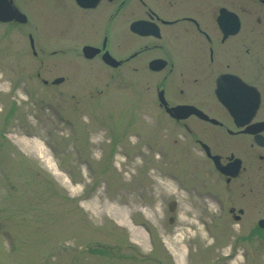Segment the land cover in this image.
<instances>
[{
    "label": "rangeland",
    "instance_id": "rangeland-1",
    "mask_svg": "<svg viewBox=\"0 0 264 264\" xmlns=\"http://www.w3.org/2000/svg\"><path fill=\"white\" fill-rule=\"evenodd\" d=\"M16 1L28 23L0 22V264H180L168 242L181 231L185 264H264V188L236 221L245 201L159 108L155 76L83 60L74 0Z\"/></svg>",
    "mask_w": 264,
    "mask_h": 264
},
{
    "label": "flooded vegetation",
    "instance_id": "flooded-vegetation-1",
    "mask_svg": "<svg viewBox=\"0 0 264 264\" xmlns=\"http://www.w3.org/2000/svg\"><path fill=\"white\" fill-rule=\"evenodd\" d=\"M76 6L78 24L88 32L81 35L91 38L81 44L83 60L98 58L108 75L155 76L159 108L186 127L214 164L226 198L239 203L257 186L264 188V0H100L94 7ZM87 44L100 51L86 57ZM106 51L117 64L104 62ZM160 92L169 106L187 105V116L167 112ZM208 152L235 174L219 171ZM248 203L230 205V214L241 221Z\"/></svg>",
    "mask_w": 264,
    "mask_h": 264
},
{
    "label": "water",
    "instance_id": "water-1",
    "mask_svg": "<svg viewBox=\"0 0 264 264\" xmlns=\"http://www.w3.org/2000/svg\"><path fill=\"white\" fill-rule=\"evenodd\" d=\"M77 1L84 6H95L99 0H77ZM0 20L1 21L17 20L20 22H25L27 20V16L19 10V8L15 5L13 0H0ZM92 49H96V48L89 46V45L84 47V51L87 54H89L90 56H93L94 54H96V52L99 51V49H96V51L89 53V51H91ZM103 57L107 61L110 60V55L108 53H105L103 55ZM61 80H63V78L59 77V78L55 79L54 82L58 83ZM168 110L171 113H173V111H175L176 112L175 114L178 117L187 115L186 106H177V107H173V108L168 107ZM218 166L221 170H223V171L226 170L224 167H220L219 164H218ZM225 172H227V171H225ZM175 207H176V202L175 201L170 202V209L174 210ZM260 225L264 226V219L260 220Z\"/></svg>",
    "mask_w": 264,
    "mask_h": 264
},
{
    "label": "bare ground",
    "instance_id": "bare-ground-1",
    "mask_svg": "<svg viewBox=\"0 0 264 264\" xmlns=\"http://www.w3.org/2000/svg\"><path fill=\"white\" fill-rule=\"evenodd\" d=\"M24 140V143H26V146L29 147L30 149L34 150L37 154H39V156H41L44 161L47 163V165L51 168V170L54 171L55 174H58V175H62V172L58 169V165L53 163L52 159L50 158V155H49V151H48V148L46 147V145L44 144V142H42L41 140H39L38 138H29V139H23ZM96 142V141H94ZM134 140L132 139V144H134ZM121 156V153L120 151L117 153L116 155V159L118 161L121 160L120 158ZM122 160H127V159H123ZM132 164L133 165H136L137 164V161L135 160H132ZM226 171L230 172V170L225 167ZM170 177H168V180L167 181H160V183H167V184H174V182L169 179ZM155 179V177H154ZM132 225V224H131ZM136 230H138L136 228ZM183 237H184V232L181 231V233H177L174 237H173V241L172 242H168L169 243V246H170V249L171 251L173 252V254L177 257L178 259V262L180 264H185L184 262V256H185V252H184V249H183V246H182V242H183ZM171 243V244H170ZM228 254H230L228 252ZM242 255V254H241ZM241 259V256H238L237 260L239 261Z\"/></svg>",
    "mask_w": 264,
    "mask_h": 264
}]
</instances>
